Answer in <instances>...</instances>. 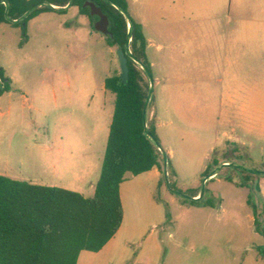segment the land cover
Returning <instances> with one entry per match:
<instances>
[{
    "label": "rangeland",
    "instance_id": "rangeland-1",
    "mask_svg": "<svg viewBox=\"0 0 264 264\" xmlns=\"http://www.w3.org/2000/svg\"><path fill=\"white\" fill-rule=\"evenodd\" d=\"M140 1L127 0L129 15L130 5L140 6ZM147 1L146 5L155 3ZM161 1L167 15L181 12L188 4V0ZM220 2L203 5L220 11ZM226 5L224 0L223 9ZM26 28L27 39L22 42L20 27L0 24V66L13 89L0 95V174L33 182L49 176L39 151L57 135L63 136L60 147L85 149L93 162L103 154L115 99L104 80L120 72V64L118 49L108 46L105 35L93 29L89 17L79 14L75 6L64 13L43 12L30 19ZM230 30L224 19L216 29L219 33ZM193 46L192 53L185 51L168 61L174 67L170 74L161 75L151 67V106L159 102L164 86L193 87L183 94L194 103L195 122L191 114L186 121L172 114L174 124L182 129L181 137L172 136L166 143L158 137L163 150L174 152L179 160L180 176L172 181L183 193L189 192L187 188H201L203 172L215 159L229 160L243 172L228 166L204 182V199L211 194L216 197L213 208L189 210L190 203L184 208L156 198L162 203L161 214L166 215L163 228L145 223L143 235L128 243V256L116 264H264L256 250L264 237L250 219L253 204L264 208V175L249 172L264 171V31L249 28L242 41L234 36L199 38ZM54 90L62 97L57 109ZM172 94L177 99V93ZM168 127L164 123L161 129L166 133ZM90 168L89 180L71 187L86 197L94 194L89 181L96 173ZM248 174L250 181L244 187L222 181L242 180ZM166 193L165 189L162 195ZM191 213H211L212 217L209 222L193 220Z\"/></svg>",
    "mask_w": 264,
    "mask_h": 264
},
{
    "label": "trees",
    "instance_id": "trees-1",
    "mask_svg": "<svg viewBox=\"0 0 264 264\" xmlns=\"http://www.w3.org/2000/svg\"><path fill=\"white\" fill-rule=\"evenodd\" d=\"M4 1L9 3L8 15L12 19H18L35 4L48 2L64 7L70 0H0V24L8 23L20 27L24 42L27 39L26 27L30 19L43 12L64 13L66 10L54 11L46 6L39 7L23 21L14 24L5 18ZM111 1L128 12L126 0ZM87 2L98 6L108 18V31L111 35L105 36L107 45L124 50L127 23L123 14L104 0H73L72 6L78 9L79 14L89 17L93 29L99 17L90 13ZM146 45L142 25L133 20L130 50L151 72ZM127 65L126 83H123L120 72L104 80L106 90L115 96L114 111L93 196L86 197L76 191L36 185L0 174V264H77L81 251H100L119 230L123 219L119 189L127 174L136 176L157 167L161 173L159 184L165 182L163 156L144 131L143 108L149 81L144 71L132 59L128 58ZM0 80L3 83L1 95L11 90V80L1 66ZM151 104L152 97L147 109L146 123L151 134L158 140L149 119ZM218 166L219 163L210 162L203 176L206 177ZM168 173L172 187L177 189L172 181L175 171L169 157ZM249 176L246 175L242 180L231 177L227 180L238 186H245L250 181ZM204 196L203 194L199 200H182L192 205L213 207L214 200H205ZM250 202L249 198L248 203ZM252 208L255 229L264 237V208L259 210L255 204ZM260 216L263 219L261 222ZM256 250L259 258L264 259V243L257 246Z\"/></svg>",
    "mask_w": 264,
    "mask_h": 264
},
{
    "label": "crops",
    "instance_id": "crops-1",
    "mask_svg": "<svg viewBox=\"0 0 264 264\" xmlns=\"http://www.w3.org/2000/svg\"><path fill=\"white\" fill-rule=\"evenodd\" d=\"M135 1L137 2L138 0ZM209 1L210 0H188V4L185 6L184 10H181V12L176 11V13H170L169 15L161 9V0H154L155 3L153 5H146L148 2L147 0H141L140 6L130 5L132 10V15H130V17L142 25L147 42V59L151 67L157 68L161 75H168L174 70L173 65L168 61L175 60L177 57H180V55H184L185 51L192 53L194 51V41L199 38H211L212 40H216L234 36L242 41L243 38L245 40L247 39L249 28L264 31V0H227V5L224 9V0H221L220 8L222 9H220V11L214 6L203 5ZM185 17L192 18V20L187 22L183 20ZM222 19L225 20L226 25L231 26L232 30H230V32L223 31L219 33L216 31L217 25ZM177 45H179L180 48H177ZM186 88L183 86L173 87L170 85L162 87L159 102L155 103L150 108L149 118L153 123L157 137L161 138L164 143L171 140L172 136L177 135L181 137L182 134L180 126L174 124L171 118L172 114L181 121L188 120L189 114H191V120L195 122V116L193 115L194 103L192 101L189 103L186 100V95L183 94L187 92L188 89H193V87L188 86ZM12 90L11 87L9 93H11ZM173 92L177 93V99L173 98ZM61 98L62 97L57 94L56 90H54L52 101L55 109L58 108ZM65 99L67 98L65 97ZM164 123H167L169 126L166 133L161 129ZM209 125L212 126V124ZM62 140L63 136L57 135L53 138L52 142L50 141L49 147L39 151L41 155L45 157L43 162H46L47 168L50 170L49 176L46 178H36L33 182L29 183L41 186L60 187L77 192V190L71 187H80V185L86 181L87 177L89 180L88 170L90 167H93V169L90 168V170L92 169L91 173H96V178L89 182L91 187L95 188V184L100 176L105 151L97 158L96 162H93L85 149L60 147L59 143ZM166 154L175 171V176L173 178L177 181L180 176L179 160L174 159L175 155L172 151H167ZM192 157H194L193 154ZM210 162H217L220 166L230 161L215 159L210 160ZM160 178L161 173L157 167H153L149 171L136 176L132 175L131 179L125 178L120 184L119 189L123 209V219L119 230L100 251H81L77 259V264H116L125 260L130 252L127 247L128 243H133L143 235V226L145 223L151 222L153 225L158 223L159 227H161V229L163 228L166 215L161 214L162 203L157 202L156 198L160 199L166 205L173 204L178 207L186 208V205L189 203H185L173 197L171 195L173 193L170 192L166 186L159 184ZM222 181L231 182L227 180V178H224ZM231 183L236 187H244L238 186L234 182ZM165 189L169 193L162 195ZM187 191L189 192L185 193L196 194V196L193 197H197L200 192V187L187 188ZM208 198L216 197L211 194ZM213 207L190 204L187 208L190 210V208L200 209ZM188 216H191L193 220L205 219L209 222L212 214L191 213ZM250 219L254 225V215L251 216Z\"/></svg>",
    "mask_w": 264,
    "mask_h": 264
},
{
    "label": "water",
    "instance_id": "water-1",
    "mask_svg": "<svg viewBox=\"0 0 264 264\" xmlns=\"http://www.w3.org/2000/svg\"><path fill=\"white\" fill-rule=\"evenodd\" d=\"M104 1L111 4L116 9H118L123 14V16L125 17V20L127 23V38H126L125 48H124V50L121 48L118 49V59H119V64H120V76H121L123 83H126L127 79H128V65H127L128 58L132 59L137 65H139V67L144 71V73L146 74V76L148 78L149 90H148V95H147V98L145 100V104H144V108H143L144 131H145L146 135L154 142L157 149L161 152V154L163 156V174H164V178H165L166 187L168 188V190L170 192H172L173 194H175L181 198L189 199V200H199V199H201V197L204 194V190H205L204 182L206 180L212 178V177H215L220 172L221 168L231 166V167H235L237 169H241V167L238 166L237 164L231 163V162L223 163L220 166L216 167L208 176H206L204 178L203 184L200 188L199 195L197 197L190 196V195L185 194V193L175 189L174 187H172L171 182H170V178H169V173H168V156H167L166 152L163 150L160 142L151 134V132L149 131V129L147 127V123H146L147 109H148L150 99L153 95L154 81H153L152 73L150 72L148 67L141 60L136 58L130 50V41H131V37H132V33H133V20L130 17V15L128 14V12L124 8H122L120 5L114 3L111 0H104ZM72 2H73V0H70L69 3L64 7L54 6L52 4H49L48 2H41V3L33 5L29 10H27L18 19H12L8 15L9 3L7 1H4L3 3L6 5V12H5L6 20L11 22V23L17 24V23H20L21 21H23L36 8L46 6V7L53 9L54 11H63V10H66L67 8L71 7ZM87 5L90 7V13L92 15H96L99 17L98 21L94 25L95 30L99 31L100 33H102L105 36L111 35L110 32L108 31V23L109 22H108L107 16L104 15L103 12L101 11V9L98 6H96L94 3L87 2ZM2 87H3V83L0 80V92L2 90ZM249 172L264 175V171H262V172H260V171L259 172L249 171Z\"/></svg>",
    "mask_w": 264,
    "mask_h": 264
}]
</instances>
